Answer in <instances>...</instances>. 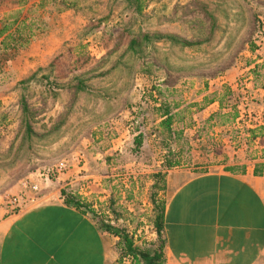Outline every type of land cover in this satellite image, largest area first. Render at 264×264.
I'll return each instance as SVG.
<instances>
[{
  "label": "rangeland",
  "instance_id": "rangeland-1",
  "mask_svg": "<svg viewBox=\"0 0 264 264\" xmlns=\"http://www.w3.org/2000/svg\"><path fill=\"white\" fill-rule=\"evenodd\" d=\"M4 26L0 203L63 191L148 245L164 145L194 173L264 159V0H0Z\"/></svg>",
  "mask_w": 264,
  "mask_h": 264
},
{
  "label": "crops",
  "instance_id": "crops-1",
  "mask_svg": "<svg viewBox=\"0 0 264 264\" xmlns=\"http://www.w3.org/2000/svg\"><path fill=\"white\" fill-rule=\"evenodd\" d=\"M164 184L162 264H264V159L239 151L204 172L166 171ZM117 241L59 197L0 215V264H128Z\"/></svg>",
  "mask_w": 264,
  "mask_h": 264
},
{
  "label": "trees",
  "instance_id": "trees-1",
  "mask_svg": "<svg viewBox=\"0 0 264 264\" xmlns=\"http://www.w3.org/2000/svg\"><path fill=\"white\" fill-rule=\"evenodd\" d=\"M138 1V0H137ZM142 10L141 6L136 8L137 13H140ZM7 30V27L4 26L0 30V36ZM160 117L159 126L168 134L170 138L172 135V121L173 114L170 112L168 107L161 106L157 109ZM142 134H138L134 140L135 151H138L142 146ZM163 150L166 151L165 156H163L162 161V170L152 175L154 184L152 190L154 193H163L164 192V181H165V172L178 168L179 161L174 158V153L168 149L167 145H164ZM152 194L151 201L153 204L154 211V230L156 238L153 242L146 245L144 242L141 246L135 244V241L130 237L125 229L117 230L109 225H102V229L98 228L105 233L110 234L111 236L118 238L116 243V249L119 256V262H128V264H162V225H163V213H164V202L162 199L155 197V194ZM61 196L66 205L71 206L75 209L82 210L84 213L95 218L94 211L82 203L77 196H72L65 192H61ZM93 219V218H92ZM96 223V222H95Z\"/></svg>",
  "mask_w": 264,
  "mask_h": 264
},
{
  "label": "built area",
  "instance_id": "built-area-1",
  "mask_svg": "<svg viewBox=\"0 0 264 264\" xmlns=\"http://www.w3.org/2000/svg\"><path fill=\"white\" fill-rule=\"evenodd\" d=\"M23 192L19 195L6 197L0 203V215L5 217L16 216L23 211H26L28 208L32 207L36 202V186H29L27 182L22 184ZM30 190L33 196L26 195L25 191Z\"/></svg>",
  "mask_w": 264,
  "mask_h": 264
}]
</instances>
